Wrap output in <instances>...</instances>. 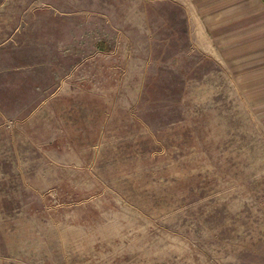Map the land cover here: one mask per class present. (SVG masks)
Wrapping results in <instances>:
<instances>
[{"label": "rangeland", "instance_id": "374dc122", "mask_svg": "<svg viewBox=\"0 0 264 264\" xmlns=\"http://www.w3.org/2000/svg\"><path fill=\"white\" fill-rule=\"evenodd\" d=\"M5 2L0 264H264V72L190 0Z\"/></svg>", "mask_w": 264, "mask_h": 264}, {"label": "crops", "instance_id": "0c3cea01", "mask_svg": "<svg viewBox=\"0 0 264 264\" xmlns=\"http://www.w3.org/2000/svg\"><path fill=\"white\" fill-rule=\"evenodd\" d=\"M5 1L0 0V8ZM190 2L211 40L219 43L218 49L222 55L238 56L240 64L244 63L243 71L264 72V0ZM33 20L37 25L38 19ZM32 22H24L26 32L33 30V27H29ZM255 57L260 58L256 60ZM258 75H254L253 80L259 79Z\"/></svg>", "mask_w": 264, "mask_h": 264}]
</instances>
